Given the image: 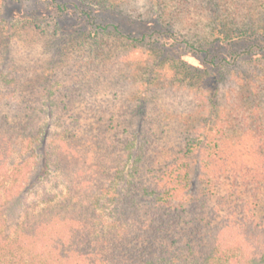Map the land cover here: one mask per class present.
<instances>
[{"label": "rangeland", "instance_id": "rangeland-1", "mask_svg": "<svg viewBox=\"0 0 264 264\" xmlns=\"http://www.w3.org/2000/svg\"><path fill=\"white\" fill-rule=\"evenodd\" d=\"M105 73L113 80L104 82ZM3 75L15 93L38 94L47 85L60 89L83 77L84 94L71 91L72 101H134L140 105L136 120L144 110L148 116L158 109L175 112L207 146L186 161L191 195L211 189L201 177L211 169L206 162L229 163L225 189L236 182L247 211L264 223L261 0H0ZM4 103L0 115L7 113ZM47 103L39 101L36 120L52 133L57 120ZM8 115L16 120L23 113ZM39 160L26 144L8 159L16 190L11 196L1 191L0 205L9 224L24 203L63 189L60 176L42 173Z\"/></svg>", "mask_w": 264, "mask_h": 264}, {"label": "trees", "instance_id": "trees-1", "mask_svg": "<svg viewBox=\"0 0 264 264\" xmlns=\"http://www.w3.org/2000/svg\"><path fill=\"white\" fill-rule=\"evenodd\" d=\"M82 78L38 94L15 93L0 76V192L16 190L7 164L24 144L38 151L42 173L63 184L24 203L12 224L0 205V264H264V223L247 211L236 182L222 183L230 164L206 162L201 177L211 189L192 196L186 161L207 148L198 136L175 112L144 110L136 120L134 101L76 103L71 91L84 94ZM42 98L57 120L52 133L36 120ZM8 111L23 116L10 120Z\"/></svg>", "mask_w": 264, "mask_h": 264}]
</instances>
